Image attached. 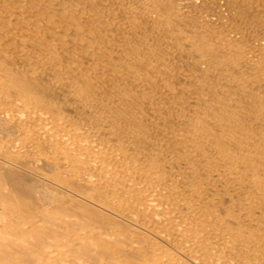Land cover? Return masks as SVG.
<instances>
[{"label": "bare ground", "instance_id": "bare-ground-1", "mask_svg": "<svg viewBox=\"0 0 264 264\" xmlns=\"http://www.w3.org/2000/svg\"><path fill=\"white\" fill-rule=\"evenodd\" d=\"M0 264H264V0H0Z\"/></svg>", "mask_w": 264, "mask_h": 264}]
</instances>
